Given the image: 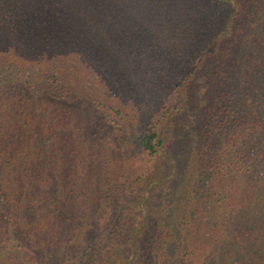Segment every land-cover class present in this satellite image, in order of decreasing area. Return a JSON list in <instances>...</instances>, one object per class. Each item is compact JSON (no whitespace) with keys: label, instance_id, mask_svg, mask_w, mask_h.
Listing matches in <instances>:
<instances>
[{"label":"trees","instance_id":"obj_1","mask_svg":"<svg viewBox=\"0 0 264 264\" xmlns=\"http://www.w3.org/2000/svg\"><path fill=\"white\" fill-rule=\"evenodd\" d=\"M154 1L0 0V84L20 82L34 94L37 88L31 87L47 76L58 79L66 89L62 95L68 98L72 89L66 87L75 75L88 68L93 76L87 57L102 56L98 63L108 61L113 70L92 79L89 93L109 115L130 121V115L122 116L117 98L103 79L111 83L109 78L118 71L119 62L112 55L117 45L131 48L134 41L145 43L141 37H127L138 35L140 23L148 36L153 34L152 15L135 17ZM190 1L184 2L188 8L203 2ZM218 1L222 6L234 5L221 33L234 37V18L248 0ZM115 5L116 10L122 5V22L137 21L127 26L112 24L113 31L123 29V38L96 28V22H101L95 16ZM101 16L110 21L117 15ZM247 32L239 48L233 45L237 52L234 65L224 73L229 97L239 91L235 95L239 117L227 123L230 119L225 115L222 129L210 143L199 146L198 140L192 141L194 152H202L198 157H206L207 164L188 174L182 172L184 177L175 188L179 199L167 211L169 215L151 221L148 200L138 197L132 219H122L108 233L98 234L99 226L88 224V216L78 220L66 213L61 218L58 215L63 207L80 204L85 198L82 191H101L90 167L80 165L74 156L77 151L71 137L67 140L68 163L59 167L63 161L59 141L72 130V118L45 99L43 106L33 105L32 97L25 94L19 101L11 95L5 99L4 88H0V264H264V9ZM216 42L197 50L202 60L206 51H215ZM79 62L80 69L75 67ZM193 65V61L188 63L189 70ZM67 67L72 69L64 77L61 71ZM190 78L179 76L175 85L185 87ZM252 80L262 87L248 88ZM186 100L182 93L161 111L181 113ZM169 116L150 120L149 127L134 137L142 154L164 158L170 151L175 135L172 121L167 122ZM216 119L213 114L210 125ZM32 136L34 142L29 140ZM41 142L48 143L51 158L43 156ZM111 173L120 179L118 171Z\"/></svg>","mask_w":264,"mask_h":264},{"label":"rangeland","instance_id":"obj_2","mask_svg":"<svg viewBox=\"0 0 264 264\" xmlns=\"http://www.w3.org/2000/svg\"><path fill=\"white\" fill-rule=\"evenodd\" d=\"M185 1L155 0L152 7H147L141 13L137 10L139 14L135 18L143 17L142 14L154 17L153 34L148 36L145 25L140 23L138 35L127 37L132 39L138 36L145 43L142 40L134 41L135 46L131 48L125 44L117 45L113 50L112 55L119 62L118 71H114L113 79L109 78L111 83L107 82V77L103 80L110 85L117 98V108L121 110L122 116L130 115V121L115 118L114 114L109 115L110 111H105L89 93L92 79L113 70L108 61L98 63L102 56L87 57L86 62L93 66V76L88 68L75 75L72 83L66 87L72 89L68 98L62 95L66 89L58 83V79L54 81L47 76L40 78L31 87L37 88V93L34 94L20 82L1 81L5 83L0 84V88H4L1 91L5 99L11 95L19 101L25 94L32 97L33 105L40 106H43L45 99L56 105L59 111L68 113L73 120L72 130L59 141L58 148L63 159L62 162L59 161V167L64 168V163H68L66 151L70 142L67 140L71 137V146L77 151L74 156L80 165L83 163L90 167L89 170L95 176L94 184L98 183L101 191L95 190L89 194L82 191L85 195L83 201L72 208L63 207L58 211L60 218L64 213L77 219L88 216L91 218L88 224L96 223L99 226L98 234L101 231L108 233L117 229L115 224L119 221L122 222L127 217L132 219V209L138 197L148 200L151 221L162 215H169L167 211L173 209L174 203L179 199L175 188L184 177L182 172L188 174L207 164L206 157H198L202 152L198 155L194 152L192 141L198 140L199 146L210 143L213 134L222 129L225 115L230 119L227 123H232L239 117L235 96L239 91L229 97V88H225L224 84V73L230 72L234 65L237 52L233 45L239 48L243 34L246 32V36H249L250 31H247L250 23L255 22L256 16L264 9V0L247 1L244 11L234 18L235 24L231 27L234 29V37L229 38L222 37L221 33L229 24L227 16L234 5L226 7L218 0H202L200 6L197 4L188 8L189 3L185 4ZM116 8L117 5L104 12L116 14L115 23V20L107 21L101 16L104 13L97 11L96 14L99 15L95 17L101 23L97 21L99 27L96 28L107 29L109 34L116 33L123 38L126 35L123 29L119 27L117 31H113L112 24L116 27L127 26L135 25L137 21L122 22V5L119 10ZM212 40L217 41L215 51H206L202 60L203 56L197 50ZM252 41H255V37H252ZM200 60L202 62L199 64ZM191 61L194 65L189 70L188 63ZM75 67L80 69L82 65L79 62ZM71 69H62V76H68ZM179 76L185 79L191 77L184 82L185 87L175 85ZM247 87L262 86L252 80ZM182 93L187 100L181 113L161 111L170 100L175 98L178 101ZM162 114H170L167 122L173 123L175 137L170 139L171 149L164 158L160 154L154 157L142 154L134 144V137L149 127L150 120L161 117ZM213 114H217L216 123L210 125ZM213 125L217 127L212 132ZM34 138L32 136L29 140L34 142ZM47 145V142H41L39 147L42 148L45 158H51L52 154ZM196 162L199 164L195 166ZM64 171L67 172L66 169ZM111 171H118L120 179L113 177ZM67 180L68 178L64 181ZM110 189L113 190L112 194ZM130 190L134 194H129ZM182 215H185L182 218L187 217L186 214Z\"/></svg>","mask_w":264,"mask_h":264}]
</instances>
